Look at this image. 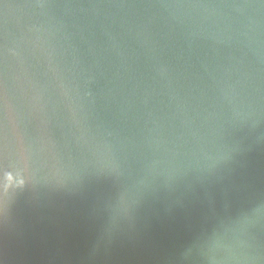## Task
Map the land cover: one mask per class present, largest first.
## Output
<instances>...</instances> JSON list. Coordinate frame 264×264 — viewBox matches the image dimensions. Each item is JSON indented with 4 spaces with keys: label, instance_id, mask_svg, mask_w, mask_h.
I'll list each match as a JSON object with an SVG mask.
<instances>
[{
    "label": "water",
    "instance_id": "water-1",
    "mask_svg": "<svg viewBox=\"0 0 264 264\" xmlns=\"http://www.w3.org/2000/svg\"><path fill=\"white\" fill-rule=\"evenodd\" d=\"M0 264H264V0H0Z\"/></svg>",
    "mask_w": 264,
    "mask_h": 264
}]
</instances>
